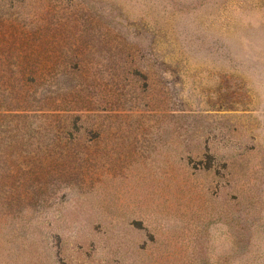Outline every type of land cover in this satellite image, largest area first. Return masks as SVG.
I'll use <instances>...</instances> for the list:
<instances>
[{"label": "rangeland", "instance_id": "1", "mask_svg": "<svg viewBox=\"0 0 264 264\" xmlns=\"http://www.w3.org/2000/svg\"><path fill=\"white\" fill-rule=\"evenodd\" d=\"M0 264H264V0H0Z\"/></svg>", "mask_w": 264, "mask_h": 264}]
</instances>
